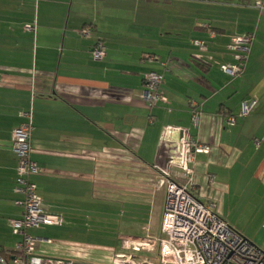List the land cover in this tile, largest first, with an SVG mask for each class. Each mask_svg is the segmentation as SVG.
Wrapping results in <instances>:
<instances>
[{
	"label": "crops",
	"instance_id": "obj_1",
	"mask_svg": "<svg viewBox=\"0 0 264 264\" xmlns=\"http://www.w3.org/2000/svg\"><path fill=\"white\" fill-rule=\"evenodd\" d=\"M84 27L90 36L77 32ZM246 33L255 35L247 65L232 77L221 65L236 63L228 45ZM98 41L106 47L101 60L91 54ZM151 70L164 75L168 99L153 108L143 98ZM253 98L255 110L228 124ZM193 100L201 104L199 127ZM27 112L31 157L41 168L32 180L47 212L62 219L29 231L40 255L114 264L124 252L160 264L156 251H133L124 240L163 235L168 180L190 152L189 137L211 147L187 164L192 192L215 202L264 250V0H0V224L6 229L23 212L15 203L12 133L28 121Z\"/></svg>",
	"mask_w": 264,
	"mask_h": 264
},
{
	"label": "built area",
	"instance_id": "obj_2",
	"mask_svg": "<svg viewBox=\"0 0 264 264\" xmlns=\"http://www.w3.org/2000/svg\"><path fill=\"white\" fill-rule=\"evenodd\" d=\"M37 2L38 0H34ZM262 7L261 3H258ZM26 30L35 31L36 24H28ZM82 36H90L91 28L84 27L77 31ZM215 37V33L211 32ZM254 33L236 35L228 48L234 51L236 63L223 64L221 69L232 77L239 76L246 68ZM195 44L202 46V40ZM94 59L106 56L104 42L98 41L91 49ZM154 60L156 56L147 55ZM164 75L151 70L145 75L143 98L148 107L167 103L162 90ZM257 99L243 101L236 115H229L227 122L234 125L237 118L250 115L257 106ZM193 125L199 127L202 117L201 104L191 101ZM28 121L15 128L12 133V149L16 155V178L14 191L19 195L15 203L23 208L22 215L10 219L14 234L22 237L10 258L0 254V264H74L72 260L50 258L40 255L36 250L37 238L30 234L32 228L44 224L58 225L62 219L47 212L37 184L32 177L39 174L41 168L31 157V136L33 130L32 112L24 113ZM150 123L154 120L151 118ZM186 144L190 152L182 156V168L176 176H170L167 184V198L162 221V236L145 235L139 238L129 237L124 240L128 249L133 251H156L160 264H264V250L236 230L217 211L213 201H203L191 189L193 170L187 166L196 153H209L211 147L189 137ZM258 142V141H257ZM214 180L212 174L209 175ZM47 241H51L48 239ZM114 264H142L136 262L129 253L118 252L113 258Z\"/></svg>",
	"mask_w": 264,
	"mask_h": 264
},
{
	"label": "rangeland",
	"instance_id": "obj_3",
	"mask_svg": "<svg viewBox=\"0 0 264 264\" xmlns=\"http://www.w3.org/2000/svg\"><path fill=\"white\" fill-rule=\"evenodd\" d=\"M5 239H7L9 243L4 244L3 240ZM20 240H21L20 235L14 234L11 228L6 229L4 226L0 224V247H2L3 245H6V246H10L11 248L13 247L16 248V245ZM250 241L256 244L253 240L250 239Z\"/></svg>",
	"mask_w": 264,
	"mask_h": 264
},
{
	"label": "trees",
	"instance_id": "obj_4",
	"mask_svg": "<svg viewBox=\"0 0 264 264\" xmlns=\"http://www.w3.org/2000/svg\"><path fill=\"white\" fill-rule=\"evenodd\" d=\"M11 253H12V251H11ZM0 254H2L6 258H10L9 252H7L3 247H0Z\"/></svg>",
	"mask_w": 264,
	"mask_h": 264
}]
</instances>
